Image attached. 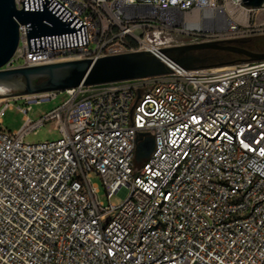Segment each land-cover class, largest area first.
<instances>
[{"label": "built area", "instance_id": "built-area-1", "mask_svg": "<svg viewBox=\"0 0 264 264\" xmlns=\"http://www.w3.org/2000/svg\"><path fill=\"white\" fill-rule=\"evenodd\" d=\"M56 1L86 25L88 44L30 53L19 25L3 69L153 51L180 72L25 95L15 132L1 128L11 100L0 103V264H264V60L186 70L161 53L183 46L179 36L236 38L264 5ZM61 92V106L28 118ZM50 121L58 140L24 141ZM147 138L153 150L136 162Z\"/></svg>", "mask_w": 264, "mask_h": 264}, {"label": "water", "instance_id": "water-1", "mask_svg": "<svg viewBox=\"0 0 264 264\" xmlns=\"http://www.w3.org/2000/svg\"><path fill=\"white\" fill-rule=\"evenodd\" d=\"M251 8H261L264 0H241ZM0 0V83L18 87L21 95L65 91L79 86H94L180 72L153 51H136L98 59H79L48 65L3 69L19 46V25L26 26L29 52H40L88 44L86 25L56 0ZM191 50L225 51L245 56V61L264 60V52H253L238 41H212L164 49L161 53L171 62L186 69H202L194 65L197 58L181 57ZM235 64V63H234ZM233 65V64H230ZM152 138L138 143L135 161L141 162L153 150Z\"/></svg>", "mask_w": 264, "mask_h": 264}, {"label": "rangeland", "instance_id": "rangeland-1", "mask_svg": "<svg viewBox=\"0 0 264 264\" xmlns=\"http://www.w3.org/2000/svg\"><path fill=\"white\" fill-rule=\"evenodd\" d=\"M264 23V9H260L254 13H252L249 17V22L247 27L241 28L239 32V36L236 38L229 39L238 41L239 44L248 49L253 50V46H247L248 41L251 39L262 38L264 39V25L260 26V24ZM217 32V31H216ZM224 38L229 37L223 31L222 35ZM177 42L181 45H191V36H179L177 37ZM244 44V46H243ZM213 51L215 50H191L188 52H183L181 57L192 55L196 57L198 60L194 63L196 67H200L202 69L207 68H217V67H225L230 64L242 62L244 57L233 56L228 59L214 61L209 57ZM17 64H22L23 59H19ZM10 95L8 96H0V98L4 99L2 102L11 100V107L5 112L2 121V129L6 132H15L22 128L24 124V114L18 111L19 106H26L24 100H21L24 95L20 94L19 89L9 91ZM69 97L65 94V92H61L55 99L42 102L40 104H33L31 111L28 112V118L31 121H38L43 118L46 114L61 106ZM16 99V100H14ZM61 137L60 133L55 129L54 123L52 121L47 122L44 126H42L37 133H30L24 138V141L30 144L42 143L45 141H56ZM90 182L92 184L97 185L98 188V200L103 202L104 204H108V199L106 192L102 186V181L100 177L96 174H92L90 178ZM123 200V195L118 194L114 195L110 199V203L119 205Z\"/></svg>", "mask_w": 264, "mask_h": 264}, {"label": "flooded vegetation", "instance_id": "flooded-vegetation-1", "mask_svg": "<svg viewBox=\"0 0 264 264\" xmlns=\"http://www.w3.org/2000/svg\"><path fill=\"white\" fill-rule=\"evenodd\" d=\"M244 46V44H243ZM247 46H253V52H260L263 53L264 52V39L262 38H256V39H251L248 41V45ZM214 61H217V58H211Z\"/></svg>", "mask_w": 264, "mask_h": 264}, {"label": "trees", "instance_id": "trees-1", "mask_svg": "<svg viewBox=\"0 0 264 264\" xmlns=\"http://www.w3.org/2000/svg\"><path fill=\"white\" fill-rule=\"evenodd\" d=\"M209 57H213V58H217V61L220 60H224V59H228L229 57H233V56H240L237 54H233V53H229V52H225V51H213L210 55H208ZM240 57H244L243 59L240 60H247V58L245 56H240Z\"/></svg>", "mask_w": 264, "mask_h": 264}, {"label": "bare ground", "instance_id": "bare-ground-1", "mask_svg": "<svg viewBox=\"0 0 264 264\" xmlns=\"http://www.w3.org/2000/svg\"><path fill=\"white\" fill-rule=\"evenodd\" d=\"M206 28H209L206 26ZM70 61V60H68ZM18 89L17 86L11 83H0V96H8L10 95L9 91ZM4 99L0 98V102Z\"/></svg>", "mask_w": 264, "mask_h": 264}]
</instances>
